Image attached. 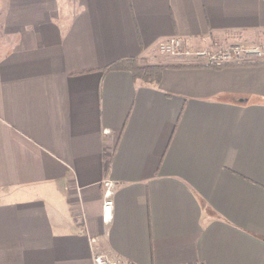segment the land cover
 Wrapping results in <instances>:
<instances>
[{"label":"crops","instance_id":"crops-1","mask_svg":"<svg viewBox=\"0 0 264 264\" xmlns=\"http://www.w3.org/2000/svg\"><path fill=\"white\" fill-rule=\"evenodd\" d=\"M61 1L0 0V264H264V54L156 51L264 46V0Z\"/></svg>","mask_w":264,"mask_h":264},{"label":"rangeland","instance_id":"rangeland-1","mask_svg":"<svg viewBox=\"0 0 264 264\" xmlns=\"http://www.w3.org/2000/svg\"><path fill=\"white\" fill-rule=\"evenodd\" d=\"M64 2L63 0L61 3ZM181 38V37H180ZM190 39L181 38L180 40H175L170 42L173 46L170 49H158L157 55L170 57L177 61L183 62H195L200 60H208L213 63L218 60H228L234 58H250L254 57L252 54L253 50H260L263 44H251L242 40L226 41L225 43H213L206 44L192 43ZM158 46V45H157ZM198 52H205L204 56H200ZM212 54V55H211ZM215 55V56H213ZM225 55H227L225 57ZM213 57H215L213 59ZM224 60V61H225ZM207 61V62H208ZM237 61V60H235ZM208 62V63H210Z\"/></svg>","mask_w":264,"mask_h":264},{"label":"built area","instance_id":"built-area-1","mask_svg":"<svg viewBox=\"0 0 264 264\" xmlns=\"http://www.w3.org/2000/svg\"><path fill=\"white\" fill-rule=\"evenodd\" d=\"M182 38V37H181ZM178 36H174L168 39H165L161 42H159L158 44V49H170L173 44H170V42H174L175 40H180L181 39ZM198 54L201 56H204L205 52L201 53L198 52ZM252 54L254 56H260L262 54H264V46L262 47V49L260 50H253ZM212 55V54H211ZM215 56V55H213ZM227 55H225L226 57ZM215 57H213L214 59ZM238 59H242V60H246L248 58H234V59H228V60H218L217 62L213 63L208 61V60H204L205 62H210L212 64H223V63H227L230 60H238ZM102 185H103V203H102V218L105 223H108L111 221V219L113 218V206H114V192H115V187H116V182L113 179L110 178H104L103 180H101ZM90 241L95 244L97 242V238L95 236H91L90 237ZM94 264H138L134 261H129V260H125V259H117L114 257H111L109 255H107L104 252L101 251H94L93 253V258H92ZM192 264H206L203 261H196Z\"/></svg>","mask_w":264,"mask_h":264},{"label":"trees","instance_id":"trees-1","mask_svg":"<svg viewBox=\"0 0 264 264\" xmlns=\"http://www.w3.org/2000/svg\"><path fill=\"white\" fill-rule=\"evenodd\" d=\"M165 65L162 64H144L140 63L136 57H130L116 61L110 65H107L104 70H130L133 74V78L140 80L142 83L152 84L159 83L162 76V69ZM172 67L189 66L184 64H172Z\"/></svg>","mask_w":264,"mask_h":264}]
</instances>
